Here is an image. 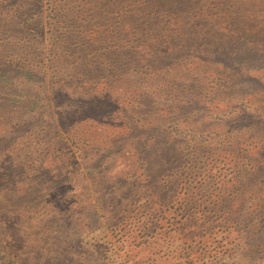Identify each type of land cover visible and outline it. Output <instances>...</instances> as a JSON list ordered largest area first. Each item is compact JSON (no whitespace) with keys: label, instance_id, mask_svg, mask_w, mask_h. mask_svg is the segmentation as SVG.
Masks as SVG:
<instances>
[{"label":"rangeland","instance_id":"374dc122","mask_svg":"<svg viewBox=\"0 0 264 264\" xmlns=\"http://www.w3.org/2000/svg\"><path fill=\"white\" fill-rule=\"evenodd\" d=\"M29 1L36 3L34 9L47 12V24L52 26L55 21L52 28L66 42L63 45L69 55L64 59L66 64L55 68L50 62V68L44 70L46 83L57 78L69 95L59 97L58 105L79 116L88 112L95 116L90 126L78 123L70 129L55 128L48 119L31 127H20L17 120L22 118L18 116L16 120L8 113L9 108L0 110V130L12 131L3 154L10 159L14 175L24 179L25 175L39 174L41 179H56L74 172L76 183L82 179L84 189L78 184L66 187L64 200H71L64 206L74 215L76 221L72 225L76 227L67 232L68 239L64 241L69 244L73 240L70 233L81 229L89 234L82 238L84 250H78L79 256H71L64 249L65 258L72 264H93L90 258L86 260L87 255L96 257L97 264H146V259H156L161 264H183L177 256L164 254L163 249H168L165 236L157 252L148 249L146 242L157 241L150 236L151 230L169 231L180 221L192 233L183 210L199 208L190 198L193 194L190 191L194 190L188 186L199 183V180L193 182V173L200 168L198 163L183 159V164L175 168L180 181H172L178 184L170 183L165 189L159 187L155 199H150L160 223L152 224V229L134 225L133 220L141 213V199L134 204L130 198L132 187L118 195L122 202L119 207L117 198L109 191L120 189V173L129 177L120 171L124 164L135 163L144 155L158 166L152 167L151 172L139 170L137 174L138 193L148 197L145 183L139 180L142 177L158 180L165 171L162 164L168 158L159 155L164 145L172 143L173 134L185 136L193 131L205 144L200 150L201 159L210 157L208 162L214 167L215 175H219L217 178L212 170L207 171L206 194L212 193L216 199L223 192L230 197L229 201L222 207L217 205L222 211H235L226 212L224 219H218L222 211L206 204L210 210L207 219L211 215V220L205 219L196 228L198 236L192 243L199 258L195 264L201 259L209 264H264V128L260 127L259 131L249 128L257 123L255 118H260L257 115H264V0ZM3 40L0 36V58H16L23 53V48L20 54L12 43L1 44ZM138 45L141 51L136 54L138 50L132 47ZM115 51L127 54V58L117 63L105 58ZM100 53L102 60H97ZM35 61L38 59L22 58L19 65L11 61L18 67L11 68L13 77L24 79L34 75ZM106 64L128 70L133 77L102 76ZM87 91L91 100L85 98ZM236 102L242 103L253 123L230 131L224 122L217 126L212 119L223 115L230 118L233 112L229 109ZM51 109L58 111L54 103ZM151 131L154 142L148 146L145 138ZM56 139L64 141L65 146L53 149ZM173 143L176 149L184 145L182 138H175ZM141 144L145 146L143 150L139 149ZM7 172L0 170L2 179ZM227 177L235 182L223 190L220 181ZM242 179L243 184L239 183ZM128 182L129 178L124 184ZM83 190L97 215L92 221L83 217L88 215L85 212L75 214L73 199ZM172 190L179 195L168 202ZM50 200L55 206L60 201ZM230 221L243 232L241 245L232 244L231 237L225 239L227 243L222 241V230ZM212 225L215 228L202 235ZM47 241L35 246L39 251L31 245L24 248L21 256L27 258V264H45L46 259L51 263L55 250ZM244 249L251 250L252 256L231 258L236 251ZM154 253L156 258L150 256ZM224 254L225 260L221 257ZM2 257L0 254V263ZM10 261L13 259L8 258Z\"/></svg>","mask_w":264,"mask_h":264},{"label":"trees","instance_id":"16d2710c","mask_svg":"<svg viewBox=\"0 0 264 264\" xmlns=\"http://www.w3.org/2000/svg\"><path fill=\"white\" fill-rule=\"evenodd\" d=\"M35 4L34 1L29 0H0V28L3 30H0V36L4 37L1 44L9 45L12 43L13 46L18 48L20 54L22 52L20 49L23 48L24 50L23 53L16 58L6 59L5 56L3 59L0 58V110L4 111L9 108L8 113L13 114L15 119L18 116L22 118L20 120L16 119L17 125L20 127L21 125H30L31 127L32 125L41 123L44 119H48L55 128L61 126L65 129H70L71 127L77 126L78 123H87V126H90L89 124L93 122L95 117L93 113L88 112L79 116L80 114L71 113L69 110L61 108L58 105L57 99L59 97L66 98L69 96L66 95V88L61 82L59 83L57 78L50 79L46 83V74L44 70L48 68L50 62H52L55 68H62L64 64H66L64 59L69 55L67 49L63 50V45L66 43L63 39V35H59L54 31V27L52 28V26L55 25V21L52 23V26L49 23L47 24V12L42 8L34 9ZM54 10H56V8H54ZM87 39H89V37H87ZM132 50H138L135 51L137 54L141 51V45H138V47L133 46ZM102 55L103 53H100L97 56V60H102ZM106 56V59L110 58L111 62L116 63L127 58V54L117 51ZM22 58L38 59V61H35L33 64L32 72L34 75L25 76L24 79H16L12 75L14 72L12 69H18V67L14 66L11 61H15L19 65V63L21 64ZM82 60L83 58L80 59V62L83 64ZM22 72H26V69H23ZM106 74L112 77L118 75L133 77V74L128 72V70H118V68L112 64H106L104 66L102 76ZM7 77L9 79L5 80ZM204 86L207 85L205 84ZM85 98L91 100L88 91L85 94ZM53 103L58 111H53L51 109ZM229 110L233 112L230 118H226L225 115H223L213 118L212 121H214L217 126H222L224 122L228 131L232 129L237 130L242 126L253 123L251 116L246 115L249 112L245 111L241 102H236L235 106ZM257 116H260V118H255L257 123L253 124L254 127H249L255 129V131H259L260 127L264 128V115L259 114ZM11 132V130L8 132H6V130H0V142L3 143V146L0 143V170L8 171L3 179L0 176V181H2L0 186V254L3 256L2 263L0 264H27V258L21 256V252L24 248H27L29 245L35 248V246H38L39 242H45L46 239L49 240L47 242L50 247L52 245V248L55 250V257H53L54 259L52 258L50 261L51 263L46 259L45 264H72L70 259L65 258L63 254L64 249L67 254L71 256H79L78 250H84L81 242L82 238L86 237L89 233L81 229L79 232L77 231L78 233H70L73 240L70 241L69 244H67L68 241L67 243L64 241V239H68L66 236L67 232L76 227V224L75 226L72 225L74 221H76L74 215L67 212L64 206L65 202L71 199L64 200V195L66 194V187L71 188L78 184L80 188L84 189L82 179L77 180L76 183L75 179H73L74 172L58 176L56 179H41L39 178V174H35L32 177L25 175L24 179L17 177L13 174L14 170L10 159L3 154V150L8 148L7 143L11 140ZM150 133L151 135L145 138V142H147L148 146L154 142V135L152 131ZM262 135L264 136V132ZM175 138L177 140L179 138L183 139L184 145L181 149L179 147H177V149L173 147V140ZM206 138L208 141V137ZM149 139L153 141L148 142ZM170 140L172 143L167 142L164 145L165 147L161 150L162 152L159 153V155L168 156V158L164 160V163H161L162 166L165 167L164 173L158 177V180H156V178L153 180L151 177H149L148 180L146 177H142L139 180L145 183L144 192L148 197H143L144 193L141 195L138 193V187L135 185L137 183V174L140 173L139 170L142 172L146 170L151 172L152 167L158 168V166L152 161L153 159H145L144 155L135 163L126 162L124 167L121 168L120 171L129 176V184H124L125 179L128 178L123 177V173H120L122 177L120 189H110L109 192L110 194H114L115 198H117V207H119L122 205V202L120 199L118 200V195L121 191L125 193L127 192L126 189L129 190L132 187L131 191L133 194L130 198H132L134 204L141 199V213L139 217L133 220L134 225L140 227V229H152L154 225H159L160 223L159 218L156 217V209H153V201L150 199H155L157 194L156 191L159 187L165 189L169 188L170 183L174 185L178 184L172 181H180L178 177L179 174L175 168L177 164H183L181 162L183 159H189V163H198L200 168L193 173L195 174L193 175L195 178L193 182L199 180V183L197 185H192L187 182L186 184L189 183V188L194 190V192L190 191L191 194L193 193L190 198L197 202L199 208H196V210H183V213H185L184 219L190 222L192 226V233L188 232L189 230L184 222L180 221L178 226L174 225L169 231L151 230L150 236L152 235L157 241L146 242L148 249H154L157 252V250L162 248L160 243H163L161 240L165 236L166 241L164 242L168 243V249H163L164 254L177 256L178 260H181L183 264H195L196 260L199 258V253H196L197 251L194 250L192 240H196L198 236L196 232L199 231H197L196 228L199 229L203 225V221L207 219V211L210 213L206 204H211V208L217 207L216 210H221L222 208L220 209V207L227 203L230 197L223 194V192L219 194L216 199L212 193L206 194V190L209 189L206 173L210 169L215 175V170L208 162L210 157L203 160L201 159L200 156H202V153H200V150L205 148V144L196 133L192 131L185 136L173 134ZM54 142L53 149L65 146L64 141L58 142L56 139ZM156 142L160 143V141ZM144 148L145 146L143 144L139 146L140 150ZM245 151H247V149H245ZM144 152L142 154H144ZM87 170L88 169H86V171ZM132 173L134 174L133 177L131 175ZM150 176L153 175L151 174ZM215 177L219 178V175H215ZM234 182L235 179L227 177L225 180L221 179L220 186L225 190V188H229ZM239 183L243 184V179L239 180ZM243 191L244 190L241 192ZM177 195L179 194L172 190L167 201L171 202ZM122 197L123 196L120 198ZM51 198H58L60 200L58 201L59 204L56 206L53 205V202L50 200ZM73 200L75 201L73 202L75 214L80 215L85 212L88 215L87 217H83L90 221L97 216L86 190L85 192L83 190V192L76 194ZM217 204L221 206L219 207ZM226 212L235 213V211L223 210L221 214L218 215V219H224ZM239 214H241V211ZM207 220H211V215L208 216ZM232 224V221L225 225L221 224L224 225V229L222 230L224 233L221 237L222 241L227 243L225 239L231 237L232 244L241 245L244 239L242 241H239V239L243 232L234 225L232 226ZM213 228H215V225L209 227V231H203V234L201 232L200 234H209ZM127 234L132 236L131 233ZM198 240H201V238ZM140 246L141 245H133V247L139 248ZM220 246L221 245H217V247ZM37 250L39 251V249ZM216 253L219 254V251H216ZM155 254L156 253L150 256L155 257ZM10 255L14 257L10 258ZM88 256L89 255L86 256L87 258L84 257L83 261L85 258L86 260L90 258V262L97 264L98 260L96 257L93 255ZM238 256L251 257V250L244 249L236 251L231 258L235 259ZM221 257H223V260L227 258L225 254ZM8 258L13 259V261L8 263ZM145 263L161 264L158 263L156 259H146ZM199 264L209 263L206 262L205 259H201Z\"/></svg>","mask_w":264,"mask_h":264}]
</instances>
